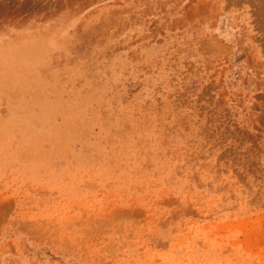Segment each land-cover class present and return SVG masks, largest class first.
I'll return each instance as SVG.
<instances>
[{
	"label": "rangeland",
	"instance_id": "1",
	"mask_svg": "<svg viewBox=\"0 0 264 264\" xmlns=\"http://www.w3.org/2000/svg\"><path fill=\"white\" fill-rule=\"evenodd\" d=\"M0 264H264V0H0Z\"/></svg>",
	"mask_w": 264,
	"mask_h": 264
}]
</instances>
